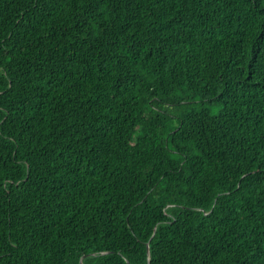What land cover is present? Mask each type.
<instances>
[{"label":"trees","instance_id":"obj_1","mask_svg":"<svg viewBox=\"0 0 264 264\" xmlns=\"http://www.w3.org/2000/svg\"><path fill=\"white\" fill-rule=\"evenodd\" d=\"M0 264H264V0H0Z\"/></svg>","mask_w":264,"mask_h":264},{"label":"rangeland","instance_id":"obj_2","mask_svg":"<svg viewBox=\"0 0 264 264\" xmlns=\"http://www.w3.org/2000/svg\"><path fill=\"white\" fill-rule=\"evenodd\" d=\"M207 108H208V109H211V110H213V111H215V109H214L213 107H210V106L208 107V106H207Z\"/></svg>","mask_w":264,"mask_h":264},{"label":"water","instance_id":"obj_3","mask_svg":"<svg viewBox=\"0 0 264 264\" xmlns=\"http://www.w3.org/2000/svg\"><path fill=\"white\" fill-rule=\"evenodd\" d=\"M148 254L150 255V248H148Z\"/></svg>","mask_w":264,"mask_h":264}]
</instances>
